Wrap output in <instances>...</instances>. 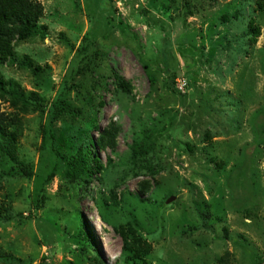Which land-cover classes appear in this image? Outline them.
I'll use <instances>...</instances> for the list:
<instances>
[{"label": "rangeland", "instance_id": "1", "mask_svg": "<svg viewBox=\"0 0 264 264\" xmlns=\"http://www.w3.org/2000/svg\"><path fill=\"white\" fill-rule=\"evenodd\" d=\"M38 1L0 64V264H264V0ZM86 147L102 168L70 181Z\"/></svg>", "mask_w": 264, "mask_h": 264}, {"label": "trees", "instance_id": "2", "mask_svg": "<svg viewBox=\"0 0 264 264\" xmlns=\"http://www.w3.org/2000/svg\"><path fill=\"white\" fill-rule=\"evenodd\" d=\"M44 14L42 4L38 0H0V64L6 61L9 57L14 55L13 42L22 41L30 38L37 33L38 22ZM250 30L254 37L260 35V29L254 26L252 23L249 25ZM5 92V81L0 77V93ZM13 98L26 102V99L17 91L11 90ZM71 112L70 108L64 110L61 106L54 112V118H58L63 112ZM174 115L169 116L162 129L159 131L162 134H166L173 122ZM14 120L7 116L4 112L0 111V148L5 154L12 156L11 145L14 144L15 133L11 130ZM97 128V127H96ZM115 129H105L101 135L98 145L102 148L114 147L115 144ZM95 141L91 138L88 141V146H94ZM133 157L137 158L138 155H144L146 153V142L132 144ZM54 153L57 157H60V153L57 148L53 147ZM14 159V156H12ZM93 162L92 164L90 163ZM93 168H102V165L98 163L95 154H91L88 147L86 149H79L75 156L69 159L68 163L62 167V173L70 181H76L83 179L85 182H90L89 177ZM91 170V171H90ZM53 173L49 176L52 177ZM78 233L75 235L80 241L87 242L88 235L84 230V220L82 219ZM115 230L119 233L123 240V246L125 249L131 251V259L141 257V238L136 234V231L130 223H127L126 227H115ZM149 248V247H148ZM2 254L0 253V257ZM5 256H3L4 258ZM99 257V256H98ZM96 257L95 259H97ZM97 264L101 262L97 261Z\"/></svg>", "mask_w": 264, "mask_h": 264}, {"label": "water", "instance_id": "3", "mask_svg": "<svg viewBox=\"0 0 264 264\" xmlns=\"http://www.w3.org/2000/svg\"><path fill=\"white\" fill-rule=\"evenodd\" d=\"M171 200H173V197H170V198L167 200V203H169Z\"/></svg>", "mask_w": 264, "mask_h": 264}, {"label": "built area", "instance_id": "4", "mask_svg": "<svg viewBox=\"0 0 264 264\" xmlns=\"http://www.w3.org/2000/svg\"><path fill=\"white\" fill-rule=\"evenodd\" d=\"M183 86H185V84H184V83H182V87H183Z\"/></svg>", "mask_w": 264, "mask_h": 264}]
</instances>
